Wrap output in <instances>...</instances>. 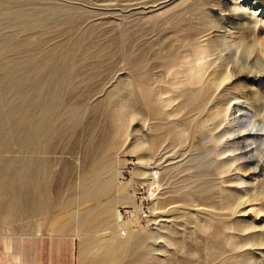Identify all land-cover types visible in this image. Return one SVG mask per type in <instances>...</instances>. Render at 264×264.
<instances>
[{
  "label": "rangeland",
  "instance_id": "rangeland-1",
  "mask_svg": "<svg viewBox=\"0 0 264 264\" xmlns=\"http://www.w3.org/2000/svg\"><path fill=\"white\" fill-rule=\"evenodd\" d=\"M205 1L0 0L3 7H0V44L20 37L26 38V41L29 39V45L33 46L24 50L25 53L10 55V50V53L4 52L7 57H4V61H10V56L12 58L15 55L18 57L14 59H28L30 55H35L34 51L38 52L34 58H41L45 52L54 50L58 45H65L73 35L63 28H60L62 32L58 28L51 33L54 29L49 27L48 30L42 28L43 31L35 29L22 34L16 32V21L14 27V20L9 19L21 8L25 11L21 10L23 13L33 12L34 16H41L40 11L43 13L51 8H64L65 14L80 15L81 21L77 26L79 30L74 32L75 37L89 31L93 35L82 42L73 64L72 87L64 97L66 105L77 107L78 123L71 126L66 121V131L54 140L45 154L22 152L14 146L11 151L0 148V159L14 162L15 159L24 160L35 156L46 162L48 199L52 208L49 206L47 212H51L43 216L49 217L52 214L59 224L64 225L71 220L72 215L77 217L86 209L97 212L102 204L110 208L109 219L104 225L95 223L78 238L76 233L53 231L48 222H43V216L25 214L26 217H23L20 214L19 194L17 200H14L16 203L8 209L11 216L6 220L0 214V241L6 242L14 236H28L33 240H47L48 245L51 241L70 242L73 245L71 264H90L86 257L81 258L79 254L80 243L83 241L97 249L130 242L131 249L127 258L113 257L107 264H264V247L253 246L251 237H245L254 232L264 236V189L261 193L259 175L249 162L230 161L231 156L238 153L225 152L224 142L217 146L209 134L204 137L193 135L196 126L183 117L184 112L169 119L170 122H180V127L174 129L180 134V139H162L152 151L134 148V145L140 142L148 145L152 135L161 136L166 129L154 132L151 130L154 122L143 123L137 115L128 127L127 136L119 141L120 146L111 151L115 176L106 195L73 210L65 208L61 211L59 207H54V203L60 201L64 206L69 194L79 196V179L91 164L88 146H94L98 158L102 149L114 143L106 113L108 97L117 94L125 98L128 86L129 90L136 93L135 96L139 95L134 87L137 69L142 72L152 64H160L167 57L163 46L175 40L174 29L184 33V26L189 24L190 11ZM214 1L222 3L233 12L231 18L235 23H241L238 30L227 26L222 13L214 8L208 14L210 19H216L221 26L213 28L201 40L218 43L211 57L213 66L208 69V73L219 63H225L227 69L234 66L237 72L229 83L236 86V89L230 91L239 98L232 102L234 106L223 126L228 127L229 122L235 121L233 126L236 133L260 134L259 139L243 137L242 146L250 153L249 156L264 167V58L256 57L255 53L242 57V50L236 45L243 40L257 47L254 32L242 28L246 24L252 28L256 26L257 16H254V11L264 0ZM64 9H61L62 12H65ZM205 13L198 14V18ZM46 31L47 34L44 33ZM245 32L248 34L247 39H243ZM31 50L33 52L28 53ZM239 87L246 89L242 91ZM22 98L25 99V96ZM3 112L0 104V115ZM220 152L223 154L218 156ZM139 159L147 163L142 165L147 169L140 168L146 175L138 177L134 173L141 166L138 164ZM14 164H9L10 169L16 167ZM216 166H227L226 169L233 166L232 172L216 176ZM235 166L240 168L234 170ZM255 186H258L257 189ZM19 190L16 192L19 193ZM252 192L258 194V201H250ZM135 196L145 200L144 204L150 210L149 218L141 223L137 233L132 231L130 222L119 223L120 226H117L115 221L117 210L120 212L123 208H131L135 211ZM228 203H231L230 207L226 206ZM256 209H261L257 217L254 214ZM122 229H126L125 238L119 236ZM243 230L247 231L242 233ZM0 264H8L7 255L1 258Z\"/></svg>",
  "mask_w": 264,
  "mask_h": 264
},
{
  "label": "bare ground",
  "instance_id": "bare-ground-1",
  "mask_svg": "<svg viewBox=\"0 0 264 264\" xmlns=\"http://www.w3.org/2000/svg\"><path fill=\"white\" fill-rule=\"evenodd\" d=\"M221 4L219 2L217 4L214 0H206L198 8L192 9L189 13V24L184 26V33L174 29L175 40L168 43L167 46H163L167 52V57L160 64H152L149 69H144L142 72L139 68L137 69L134 87L137 88L139 95L135 96L136 93L134 94L132 89L129 90L130 87L128 86L126 87L128 92L125 98H121L117 94L108 97L106 113L108 125L114 135V143L110 147L102 149L98 158L95 156L96 149L94 146L91 144L88 146L89 154H91V164L79 179L77 187L80 192L79 196L75 197L74 194H69L64 206L63 202L60 201L54 203V207H59L61 211H64L65 208L73 210L106 195L115 176V165L111 157V151L116 146H120L119 141L127 136L128 127L137 115L140 116L143 123L147 121L154 122L151 126L152 131L158 132L162 128L166 130L161 136L152 135L148 139V145H143L145 142H140L136 143L134 148H147L152 151L162 139L168 141L179 140L181 136L174 129L180 127V122H170L169 119L184 112L183 117L196 126L193 135L204 137L209 134L211 140L217 146L224 142L225 152L238 153L231 156L230 161L243 160L252 165L253 170L257 172L256 174L261 179L258 186H261V193H263L264 167L260 166L259 162L255 161L252 156H249L250 153L242 146L243 137L252 136L259 139L261 135L252 133L247 135L242 131L236 133L233 126L236 123L235 121L229 122L228 127L223 126V122L228 120L229 113L234 106L232 102L238 101L239 98L238 95L230 91L236 89L235 85L229 83L237 74L235 67L232 66L227 69L228 66L225 63H219L217 67H214L208 73V69L213 66L211 57L214 56L213 51L218 43L215 41H207L208 43H206L201 40L213 28L221 24L216 19H210L211 17L208 14L211 13L210 10L217 8L222 13V19L227 26H232L238 30L241 25V23H235L231 18L233 12L231 13L229 9ZM235 5H237V1H235ZM209 6H212V8ZM0 7H2L1 4ZM61 9L51 8L47 11L44 10L43 13L40 11L41 16H34L32 15L33 12L28 11L31 15L26 14L27 12L23 13L24 9L21 8L23 11L15 10L17 12L12 14V19H9L14 20L13 25L17 23L16 32L19 33L35 29L42 30V28L48 30L49 27L52 28L51 30L54 29L51 33L55 32V29L63 28L69 30L73 35L70 34L72 38L70 37V41L65 45H58L60 47L57 46V49L53 48L54 50L45 52L46 54L44 53L43 57L34 58L38 53L34 51L35 55L29 54L31 58L22 57L26 60L18 59L17 55L14 59L15 56L11 58L10 55L25 53L24 50L27 51L29 47L32 48L33 46L29 45V39L27 42L26 38L19 37L9 43L0 44V104L4 110L0 115V148L3 150L7 151L17 146L22 152L45 154L50 150L54 140L64 134L67 126L66 121L71 126H75L79 121L77 107L66 105L64 97L72 87L73 64L76 62L77 55H79L78 52L82 47V42L85 38H90L93 35L90 31L79 35L76 32L77 36L75 37L74 32L76 29L79 30L77 26L81 21L80 15L73 16L75 15L73 11H71L73 15L70 13L65 14L66 10L64 9L65 12H62ZM201 12L206 13L198 18L200 16L198 14ZM254 12V16H257L256 26L252 28L246 24L243 25L242 29L254 32L257 47L255 48V45L243 40H240L236 45L241 48L242 57H249L255 53L256 57L264 58V2H261ZM9 14L11 15V13ZM34 14L36 13L34 12ZM194 18L195 21H192ZM196 21L198 22L196 23ZM62 31L60 29V32ZM40 32L38 31V33ZM44 33L47 34L48 32ZM244 35L243 39H247L248 34L245 32ZM44 38L46 39V37ZM45 41L47 42V40ZM32 50L28 53H32ZM6 51L10 53V55L8 53L6 55L10 56L11 62L9 59L4 61L7 58L4 56ZM154 70H158V72L154 73ZM150 72H153V74ZM238 89L243 91L246 88L239 87ZM22 95L25 96V99L22 98ZM135 104H139V106ZM159 106L162 108L159 109ZM166 108L170 109L163 110ZM117 124L119 125L118 128ZM222 154L220 152L218 156ZM9 164H14L16 167L10 169ZM138 164L141 166L135 171L134 175L138 177L146 175L142 170L147 169V167L144 166L143 168L142 165H147V163L143 159H139ZM232 167L226 169L227 166H216L214 171L218 174L216 176H221L230 174ZM239 168L240 166H235L234 170ZM47 170L46 162L35 156H29L24 160L15 159L14 162H9L8 159H0V214L3 219L7 220L11 216L8 209L16 203L14 200H17L16 196L19 194H21V213H19L23 217L25 214L27 216L33 215V217L35 215L45 216L51 212H47L50 210ZM258 186H255V189ZM18 188L20 189L19 193L16 192ZM121 194L124 195V192ZM5 198H9V200L3 201ZM250 201H258L256 192L250 194ZM230 205L231 203H228L226 206L230 207ZM50 207L52 208V206ZM133 208L135 213L138 212V205ZM17 210L19 209L17 208ZM109 213L110 208L106 204H102L97 212H94L93 209H86L77 217L72 215L71 220L64 225L59 224V221L52 214L49 217L43 216L46 220L41 219L45 223L48 222L55 232L76 233L77 237L81 238V233L89 231L95 223L104 225L109 219ZM260 213L261 209L254 211L256 217ZM115 221L117 226H120L119 223H125L121 221L119 210L115 212ZM128 222L132 225L134 233L139 232L138 227L141 224L138 219L133 217ZM246 231L243 230L242 233ZM245 237H251L253 246L264 247L262 233H249ZM130 249L129 241L120 246L100 247L98 249L83 241L80 243L79 254L81 258L86 257L90 264H107L113 257L125 256L127 258Z\"/></svg>",
  "mask_w": 264,
  "mask_h": 264
},
{
  "label": "crops",
  "instance_id": "crops-1",
  "mask_svg": "<svg viewBox=\"0 0 264 264\" xmlns=\"http://www.w3.org/2000/svg\"><path fill=\"white\" fill-rule=\"evenodd\" d=\"M73 245L28 236H14L0 241V261L7 255L8 264H71Z\"/></svg>",
  "mask_w": 264,
  "mask_h": 264
},
{
  "label": "built area",
  "instance_id": "built-area-1",
  "mask_svg": "<svg viewBox=\"0 0 264 264\" xmlns=\"http://www.w3.org/2000/svg\"><path fill=\"white\" fill-rule=\"evenodd\" d=\"M136 204L138 205V212H134L133 209L131 208H123L120 210V217H121V221L122 222H128L129 220H131L133 217H135L136 219L139 220L140 224L143 223L144 221H146L149 218L150 215V210L148 208V206H146L145 200H141L140 198H138V196L136 197ZM126 229H122L120 231V237H125L126 235Z\"/></svg>",
  "mask_w": 264,
  "mask_h": 264
}]
</instances>
